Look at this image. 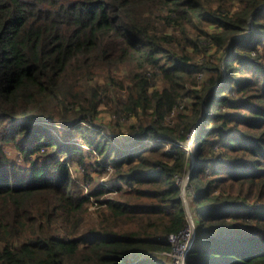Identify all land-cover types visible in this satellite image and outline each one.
Returning a JSON list of instances; mask_svg holds the SVG:
<instances>
[{
  "label": "trees",
  "instance_id": "1",
  "mask_svg": "<svg viewBox=\"0 0 264 264\" xmlns=\"http://www.w3.org/2000/svg\"><path fill=\"white\" fill-rule=\"evenodd\" d=\"M102 111L134 121L106 138ZM199 121L188 172L162 144ZM92 154L129 189L85 194L71 165L91 182ZM183 174L200 207L185 264H264V0H0V264H165Z\"/></svg>",
  "mask_w": 264,
  "mask_h": 264
},
{
  "label": "rangeland",
  "instance_id": "2",
  "mask_svg": "<svg viewBox=\"0 0 264 264\" xmlns=\"http://www.w3.org/2000/svg\"><path fill=\"white\" fill-rule=\"evenodd\" d=\"M209 27H206L205 29H208ZM206 48L205 50L209 51V57L213 58L215 63H220V59L222 58V55L220 53H214V49L212 47L208 48L206 42H204L203 46L201 44V49ZM205 53H201L196 59L204 60V58L207 60L209 58L205 57ZM224 60V59H223ZM205 78V75L199 74L198 75V82L201 85L203 80ZM154 86L159 87L160 85L153 83ZM185 105H190L192 101H189L188 99H185L183 101ZM190 102V103H189ZM225 108L221 107L219 110L223 111ZM190 110H186L185 113H189ZM134 120L131 118L128 121H125L123 118L117 116L116 114L111 115L106 111L100 112L98 117L93 122V128L102 130V133L106 138H111L114 133L121 132L126 129V127L131 124ZM55 126L59 130L65 129L67 127V124L62 125L60 123H54ZM53 124H48L47 127L49 129L54 128ZM200 125V121L195 125L196 127L192 128L185 141H178L174 139H168V141H165L164 149H168L171 147L172 144H175L179 146L181 149L185 150L187 155L189 156V166H188V172L192 171L195 166V159L192 152V147L194 145L195 141V135L197 133V128ZM83 128H88L89 124L84 122L82 123ZM51 133L55 137H59L58 140H62L60 135H58L54 130L51 131ZM71 142H74L78 145H80L84 150L87 151V148L84 144V142L77 140L76 135L72 136ZM115 143V142H114ZM5 152L9 159L11 160H17V153L18 151L11 146L5 147ZM102 160V159H101ZM89 164L92 165V167L95 170H98L97 172L91 173V176L93 180L91 182H86L83 177V173L81 171V168L77 164L71 165V175L72 179L80 185V187L83 189L85 194H88V190L90 188H95L99 186L113 188L117 185L122 186L123 190H128V186L120 183V182H113L111 181V177L113 176L112 168L105 167L103 169H99L97 164L100 163V159H97L95 154H92L87 160ZM210 178V175L205 172L203 179L207 180ZM176 184L180 187V198L182 202V206L185 212L186 221H187V227L186 229L179 235V237L176 239V241L173 244L172 251L169 253H158L152 256L151 258L162 260L165 262V264H185L187 251L194 246V244L198 241V218H199V210L200 207L196 203H194V199L196 198V192L194 188V184L191 182L189 176L187 174H183L181 176L176 177ZM220 193L219 190H214L213 194ZM125 194V193H124ZM123 192H118L116 189H112L110 192H105L101 194L97 199L95 197H92L90 199L91 205L89 206V210L93 212L91 217L96 216L95 211L98 209V206L96 203L104 202L107 200H118V198L122 195H124ZM257 201V200H256ZM143 258H146L143 257Z\"/></svg>",
  "mask_w": 264,
  "mask_h": 264
},
{
  "label": "built area",
  "instance_id": "3",
  "mask_svg": "<svg viewBox=\"0 0 264 264\" xmlns=\"http://www.w3.org/2000/svg\"><path fill=\"white\" fill-rule=\"evenodd\" d=\"M181 233H182V232H181ZM181 233H180V234H181ZM180 234H178V235H176V236H174V235H170V236L168 237L170 243H171V244H174V242L176 241V239L179 237Z\"/></svg>",
  "mask_w": 264,
  "mask_h": 264
}]
</instances>
